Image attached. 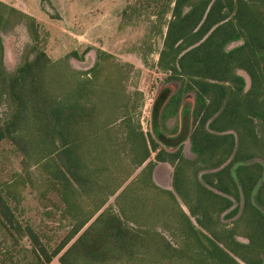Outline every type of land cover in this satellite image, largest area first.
<instances>
[{
    "label": "trees",
    "instance_id": "1",
    "mask_svg": "<svg viewBox=\"0 0 264 264\" xmlns=\"http://www.w3.org/2000/svg\"><path fill=\"white\" fill-rule=\"evenodd\" d=\"M171 3L156 66L168 74L167 81H178V87L164 99L153 120L157 128L166 131L165 120L177 117L184 97L193 94L188 140L199 163L192 174L195 198L205 205L199 216L187 206L197 225L209 235L198 231L182 214L171 191L152 180L156 162L172 164V184L182 198L176 187L182 175L178 165L181 145L175 151L161 148L126 111L128 101L120 105L115 91L102 89L103 94L98 93L108 79L98 60L109 55L98 51V60L88 72L68 70L66 58L82 59L83 54L72 51L58 62L51 61L43 49L44 36L37 21L0 2V30L14 14L23 16L32 42L22 63L8 71L0 35V106L8 110L0 121V141L7 139L20 152L23 171L29 165L42 170L63 205L61 214L70 223L57 242L43 241L34 227L15 213L14 206L22 198L15 189L19 181L0 185V264H48L55 257L60 264H134L138 252L152 248L162 259L184 256V249L173 246L158 231L143 228L139 217L132 214L133 199L128 195L134 187L146 186L167 194L176 204L177 217L187 222L189 233L197 238V251H192L199 257L197 263L209 264L207 255L220 264H239L232 255L246 264L264 263L261 258L250 262L226 245L230 255L215 242L216 232L206 225L213 210L216 214L226 211L223 216L231 218L241 204L249 220L254 218L263 230L264 240V214L259 208L264 206L263 167L249 163L255 157L252 149L259 150L257 120L264 127V0ZM238 40L239 45L226 48ZM238 70L249 78L247 89ZM104 94L111 97L103 99ZM177 129L175 124L171 133ZM152 153L154 159L146 162ZM141 166L138 175L123 186ZM201 170L209 172L198 175ZM17 177L25 183L23 175ZM114 194V207L106 205ZM186 195L184 191V202ZM234 245L246 247L240 242Z\"/></svg>",
    "mask_w": 264,
    "mask_h": 264
},
{
    "label": "rangeland",
    "instance_id": "2",
    "mask_svg": "<svg viewBox=\"0 0 264 264\" xmlns=\"http://www.w3.org/2000/svg\"><path fill=\"white\" fill-rule=\"evenodd\" d=\"M172 1L38 0V9L28 12L27 9L33 7L34 0H0L1 3L14 7L37 21L40 33L44 36L43 49L51 61L58 62L72 51H76L78 55L83 54L82 59L72 56L66 58L64 65L68 70L88 72L98 60V51L109 55L101 56L98 60L105 68L103 75L108 77L102 83L98 93L103 94L102 89L115 91L121 99L120 105H123L125 100L128 101L126 111L134 120L138 119L142 130L149 131L161 148L166 151H175L181 145V153L183 151L185 154L186 166L182 167L180 178L187 177L190 187H193L189 195L195 197V181L192 174L195 167H199V163L195 154L189 151L188 136L184 137L179 144L167 145L160 141L156 134V131H159L164 137L174 139L180 133L183 121H186L188 132L190 131L193 94L188 93L184 97L177 117L165 120L166 131L157 128L153 120V115L158 113L164 99L178 87V81H167L168 74L156 66L166 25L171 18ZM26 23L25 17L14 14L0 30L4 48V65L8 71H13L21 64L30 50L32 42L26 29ZM240 43V40L230 42L226 48L230 49ZM238 73L243 75L245 89H247L249 86L247 74L243 70H238ZM51 74L53 76L55 72L52 71ZM134 92H138V95ZM122 94L125 95L124 99H122ZM102 97L109 99L108 97L111 96L104 94ZM7 112L6 107L1 105L0 121ZM175 124L178 125L177 132L171 133ZM256 128L259 136V150L252 149L255 157L249 163H260L263 167V178L260 181L263 183L261 198L264 200V127L258 120ZM153 159L152 153L146 162ZM143 166L137 168L123 186L134 179ZM22 167H24L22 155L15 146L7 139L0 141V185L13 182L15 179L19 181L15 189L22 198L18 205L14 206L12 203L18 219L33 226L43 241L53 244L70 228L69 220L61 214L63 205L54 190L50 188L46 175L39 167L29 165L27 171H23ZM160 169L161 167L156 174L157 179L161 184H166L171 176ZM168 169L171 171L172 167ZM204 172L209 171L201 170L198 175ZM18 174L23 175L22 179L25 183L20 181ZM199 181L210 188L202 178H199ZM176 185L180 188L182 182L179 181ZM171 186L173 194L180 198L173 184ZM168 189L166 190L171 191V188ZM116 194L109 197L106 205L110 204L114 207ZM128 197L133 199L132 202V199L130 200L132 214L134 213L135 218L139 217L143 228L158 231L173 246L184 249V256L172 255L164 259L156 255L154 248L147 253L140 251L133 261L134 264H199L197 263L198 255L192 253L198 248L196 247L197 238L189 233L187 222L177 217L176 204L167 194L154 191L146 186L143 189L134 187ZM259 208L264 214V206H259ZM223 215L224 212H220L211 216V222L206 224L216 232L220 246L230 255L238 251L250 262L259 258L264 262V240L261 238L263 230L257 226L255 219L252 218V222L249 220L241 204L236 215L231 218ZM129 224L136 226L132 222ZM235 242L245 243L246 247H236ZM226 245L234 247L235 251L231 253ZM232 257L239 264H246L238 257L234 255ZM205 261L209 264H220L213 256L207 255Z\"/></svg>",
    "mask_w": 264,
    "mask_h": 264
},
{
    "label": "crops",
    "instance_id": "3",
    "mask_svg": "<svg viewBox=\"0 0 264 264\" xmlns=\"http://www.w3.org/2000/svg\"><path fill=\"white\" fill-rule=\"evenodd\" d=\"M32 6H33L32 8L27 9L28 12H33V11H36L38 9V0H34V2L32 3ZM188 142H189V140H188ZM189 151L192 153V151L190 150V144H189ZM184 159H185V154L182 151V159L178 162L179 167H185L186 166V164L184 162ZM160 167H161L160 170H162L164 173H168L169 176H171L169 178V182H167L166 184H161L159 182V180L157 179L156 174L159 171ZM168 167H172L171 171H170V169H168ZM172 171H173V165L172 164H170L168 162H156L155 165H154V168H153V172H152V180L157 186H159L161 188H165V189L171 188V192L173 193L172 186H171L172 185ZM186 178L187 177H183V176H182V178H180V181L182 182V185L180 186L179 189H180V191L182 193V198L176 197L177 196L176 194L174 195L175 198H176L177 204H178L179 208L181 209L182 214L183 215L185 214L189 218V220L191 221L193 226L198 231L209 235L206 232V230H204L202 227L197 225V223L194 220V217L188 211V206L187 205H190L195 210V214L199 216V215H201L203 213V209H204L205 203H203L202 200L197 202V198H195L196 196L192 197V196L189 195V193L191 192L190 189L193 188V187L192 186L190 187L189 181H187ZM192 183H193V179H192ZM209 189L215 191L213 188H209ZM168 190H170V189H168ZM184 191H185V195L187 193V195L185 197V202H184ZM210 214L213 217V216H215L216 212H214V210H213ZM211 230H213V229H211ZM215 242L220 246V244H219V242H217V240ZM48 264H60V263H59V261H58V259L56 257V259L53 258Z\"/></svg>",
    "mask_w": 264,
    "mask_h": 264
},
{
    "label": "water",
    "instance_id": "4",
    "mask_svg": "<svg viewBox=\"0 0 264 264\" xmlns=\"http://www.w3.org/2000/svg\"><path fill=\"white\" fill-rule=\"evenodd\" d=\"M188 125L186 123V121H183L182 123V127H181V131L180 133L174 138V139H169L164 137L161 133H159V131H156L157 137L160 141H162L163 143L167 144V145H175V144H179V142L186 136H188Z\"/></svg>",
    "mask_w": 264,
    "mask_h": 264
}]
</instances>
